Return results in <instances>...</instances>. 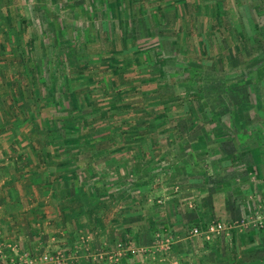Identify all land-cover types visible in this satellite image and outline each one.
I'll use <instances>...</instances> for the list:
<instances>
[{
  "label": "rangeland",
  "instance_id": "rangeland-1",
  "mask_svg": "<svg viewBox=\"0 0 264 264\" xmlns=\"http://www.w3.org/2000/svg\"><path fill=\"white\" fill-rule=\"evenodd\" d=\"M115 1L0 0V186L57 207L0 262L264 264L260 0Z\"/></svg>",
  "mask_w": 264,
  "mask_h": 264
},
{
  "label": "crops",
  "instance_id": "crops-1",
  "mask_svg": "<svg viewBox=\"0 0 264 264\" xmlns=\"http://www.w3.org/2000/svg\"><path fill=\"white\" fill-rule=\"evenodd\" d=\"M163 1H166V0H163ZM169 2H167V4H165L164 6H162V9H161V11H163V14L161 13L162 16H166V14L164 12H166V13L167 12H185L186 13V12H189V10H190L189 9V6H188L189 0H170ZM260 2H261V5H260V7H259L258 10L260 12H264V0H260ZM179 4H180V6H178ZM132 5L134 6V4H132ZM214 5H215L214 12H227L226 10L229 11V9H230V8H226L228 6H226V4H225V2L223 0H217L215 2V4H212V6H210V8L212 9ZM199 6H198L199 8L202 7L203 9H206L205 12H210L211 11V10L210 11H207V9H208V5L207 4H204L203 6H201V4H199ZM160 21H159V24H160ZM183 32H185V31H183ZM187 47L189 48L190 45H188ZM26 161L27 160L23 161L21 165H23ZM12 163H11V165L13 167H15V164L14 163L12 164ZM28 163H29V160H28ZM28 163L25 166L20 167V168H26V169H28L27 168ZM20 168H18V170H16L15 174L24 173L25 172L24 169L20 170ZM9 176H11V174H8V177ZM23 176H24V174H23ZM41 176L44 177L43 173L41 174ZM26 178L27 177H25V179ZM15 180H16V177L13 179V182ZM17 181L19 183H21V181H19V180H17ZM44 182L42 181V183H44ZM4 186L5 185L0 186V213L2 212V210H7V215H8L10 213H13V212H11V210H14L13 215L12 214H10V215H12L14 217H15V215L16 216L18 215V217L20 215V217L19 218H16V222L15 221L10 222V219L13 218V217H8L7 219H4L3 222L0 221V241H3V242H5V241H11L13 243H16L17 245L19 244L20 246H19V249H18L19 251L18 252H20L22 250V247L23 248H26L24 244H27L29 246V250H32V248L34 246H38L39 243H38V238H37V235H36L37 234L36 233V229H34V230L33 229L28 230V228H30L32 226V223L30 222V219L32 218L30 216L31 211H35V214H39V213H42V210H43L42 208L45 207L46 209H44V212L47 213V210H50L49 208H52V210H53V209H57V207L56 206H52V207H49L48 206V208H47V206L43 202L44 201L43 197L40 198V197H37V196L34 197V198H37L36 201L29 203L27 201L28 199L27 198L25 199L23 197V192L20 190L19 187H17V189H16V191H17L16 195L18 196V200L21 199L24 202L23 203L20 202L19 203L20 205L18 204V206H17L16 205L17 203L15 201V198L13 196H10L9 195L8 189L4 190ZM40 187L41 186L39 184L38 188H40ZM34 192L36 193V190H34ZM39 192L41 193L40 190H39ZM4 193H6V194H4ZM12 194L14 195V193H12ZM1 195H4L6 197L3 198V197H1ZM53 198H54V196H53ZM55 200L57 201L56 198H55ZM202 212H205V210L202 211ZM53 215H54V213H53ZM48 217H50V216H48ZM199 220L200 221L203 220L202 213H200V215H199ZM21 229H24V231H21ZM65 235L66 234L62 235L61 237H66L65 240H68L69 242L74 237L73 235H71V236H69V238H67L68 236H65ZM229 238L235 239V238H237V236L234 235V236H231ZM105 239H108V238L101 239L102 240V243H106ZM211 241H214V240H209V241L204 242L205 245H206V246L204 245V247L205 248L206 247H212L210 245L211 244ZM9 243H7V244H9ZM0 245H1V243H0ZM4 247H5L6 251L8 250V252L10 253V255L13 253L12 250H11V248L8 247V245L7 246H4ZM186 252H189V250L186 251ZM205 253H207V252H204L203 253L202 252V248H200L199 249V252H198V255H197V258L194 261H192V264H195L197 260H198L197 264H201L203 262V258H204V254ZM83 264H88V263L83 262ZM134 264H137V263H134Z\"/></svg>",
  "mask_w": 264,
  "mask_h": 264
},
{
  "label": "trees",
  "instance_id": "trees-1",
  "mask_svg": "<svg viewBox=\"0 0 264 264\" xmlns=\"http://www.w3.org/2000/svg\"><path fill=\"white\" fill-rule=\"evenodd\" d=\"M39 2H43V0H38ZM119 2V3H118ZM115 3H116V6L117 5H119V4H121L122 3V0H116L115 1ZM16 71L19 73V74H22V75H24L25 77H26V74H27V69L25 70L24 69V72H25V74L22 72V70H19L18 68H16L15 69V72H14V75H16L17 73H16ZM30 76H31V74H30ZM40 85V83L39 82H37L34 78H32V81H31V83H30V86L32 87V88H37L38 86ZM60 100V99H59ZM40 128V127H39ZM79 128H76L75 130L78 132L79 130H78ZM72 130V129H71ZM113 134H115V135H117V133L116 132H113ZM62 135H63V133H62ZM58 136V135H56V134H50L49 135V137H50V140H51V142L53 143V144H59V146H60V148H66V146H69V145H72V144H74V143H80V142H78V139H76V140H72L71 138H64L63 136ZM58 138H59V140H58ZM66 139H68V140H66ZM62 140V141H61ZM72 184V181H71V183H67V188H68V186H70ZM59 190V189H58ZM55 192H57V189H56V191ZM57 194V193H56ZM59 197H56V199H58Z\"/></svg>",
  "mask_w": 264,
  "mask_h": 264
},
{
  "label": "built area",
  "instance_id": "built-area-1",
  "mask_svg": "<svg viewBox=\"0 0 264 264\" xmlns=\"http://www.w3.org/2000/svg\"><path fill=\"white\" fill-rule=\"evenodd\" d=\"M224 229V225L222 224V223H212V224H209L208 225V227L206 228V230H205V232L207 233V234H211V233H215V232H220V231H222ZM194 233L195 234H200V233H202L203 231L200 229V228H195L194 230ZM8 247H10L11 249H14V247H15V243H12V242H10L9 244H8ZM4 247L2 246V244L0 245V252H4ZM133 251H135V250H133ZM120 254H122L121 252H120ZM45 258L47 259L48 258V256H45ZM113 259V258H112ZM63 263V261L61 260V262L60 261H58V264H62ZM0 264H2V262H0Z\"/></svg>",
  "mask_w": 264,
  "mask_h": 264
}]
</instances>
